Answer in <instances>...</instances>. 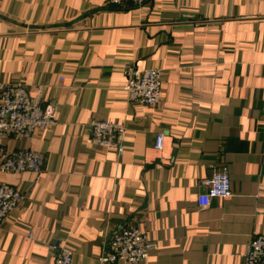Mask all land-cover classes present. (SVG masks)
Wrapping results in <instances>:
<instances>
[{
	"label": "crops",
	"instance_id": "0c3cea01",
	"mask_svg": "<svg viewBox=\"0 0 264 264\" xmlns=\"http://www.w3.org/2000/svg\"><path fill=\"white\" fill-rule=\"evenodd\" d=\"M129 64L161 70L158 106L126 98ZM0 82L42 86L56 111L48 129L0 138L44 156L39 173H0L22 192L0 264H54L52 244L103 264L132 223L156 244L140 264H241L264 233V0H0ZM95 119L123 122L121 154L92 144ZM223 165L231 196L200 207Z\"/></svg>",
	"mask_w": 264,
	"mask_h": 264
},
{
	"label": "built area",
	"instance_id": "2783aa9c",
	"mask_svg": "<svg viewBox=\"0 0 264 264\" xmlns=\"http://www.w3.org/2000/svg\"><path fill=\"white\" fill-rule=\"evenodd\" d=\"M121 5L131 2L141 5L144 0H108ZM161 70L141 68L136 64L125 66L126 83L123 91L129 101L156 107L161 103ZM55 107L44 100V88L37 86L34 94L29 93L21 83L0 82V138L15 139L31 136L35 130H45L55 122ZM91 142L94 145L114 148L118 154L124 150L125 127L123 122L105 119L90 121ZM164 135L155 137L154 148L162 150ZM44 156L32 150H8L0 145V173H39ZM205 191L197 197L200 207H206L213 199L231 196L228 168L215 169L209 178L203 180ZM22 192L18 187L0 182V223L18 206ZM56 250L54 264H72V251L65 245L52 244ZM156 249L155 242L139 224H127L114 229L108 236L105 250L99 256L106 264H140ZM241 264H264V233L255 234L242 254Z\"/></svg>",
	"mask_w": 264,
	"mask_h": 264
}]
</instances>
